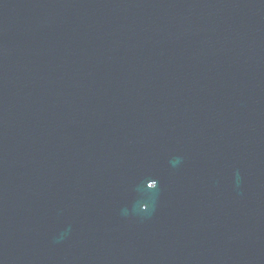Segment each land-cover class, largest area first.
Instances as JSON below:
<instances>
[{"label": "water", "instance_id": "water-1", "mask_svg": "<svg viewBox=\"0 0 264 264\" xmlns=\"http://www.w3.org/2000/svg\"><path fill=\"white\" fill-rule=\"evenodd\" d=\"M0 264H264V0H0Z\"/></svg>", "mask_w": 264, "mask_h": 264}]
</instances>
